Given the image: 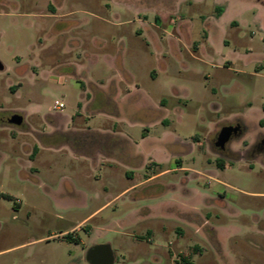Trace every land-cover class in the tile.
<instances>
[{"label": "rangeland", "instance_id": "1", "mask_svg": "<svg viewBox=\"0 0 264 264\" xmlns=\"http://www.w3.org/2000/svg\"><path fill=\"white\" fill-rule=\"evenodd\" d=\"M0 63V264H264V0H0ZM115 72L139 89L88 105Z\"/></svg>", "mask_w": 264, "mask_h": 264}, {"label": "crops", "instance_id": "2", "mask_svg": "<svg viewBox=\"0 0 264 264\" xmlns=\"http://www.w3.org/2000/svg\"><path fill=\"white\" fill-rule=\"evenodd\" d=\"M222 14V13H221ZM220 14V15H221ZM52 17V16H55V15H52L50 14L49 17ZM125 51V49H123ZM125 54V53H124ZM124 56V55H123ZM112 59L116 61H120L121 65H123L125 63V58L121 57L120 55H117L116 57H113ZM123 60V61H122ZM124 77V78H123ZM134 78H133V75H131L130 73L128 74H117L115 72V75L113 76L112 79H110L109 81H106V83L100 78V79H97L96 82H89L90 84L94 85L96 87V91H97V96L91 98L89 101H88V105H90L92 103L93 100H95L96 98H101V96H104L106 99L110 100L111 103H113V105L116 106H120V105H123V103H125V101H127L128 99V96L132 93V92H135L136 90L139 89V85L133 81ZM110 85V88L108 89L109 91H107L106 93V90H107V86ZM171 85V84H170ZM171 88H173L172 86H170ZM175 90V88H173ZM87 92V90H85ZM177 91V94H179L181 91L180 90H175ZM100 101V104H102V100H98V102ZM88 106H82L83 109L87 108ZM157 110L160 111V113L163 115V117H161L160 119H158L156 122H159V123H162L163 121L165 122H168V116H167V108L165 105H162V103H160L158 106H157ZM264 106L262 107V113L260 114V116L256 119V129L254 130L255 131V140L252 142V145L254 143H257L260 138L264 137V110H263ZM106 109H108V107H106ZM100 110H103V109H100ZM104 111V110H103ZM106 112V111H104ZM106 116H108L107 118H110L111 120H114L117 118V115L113 114V113H110V112H107ZM64 117V123L65 125L67 126L70 122V119L71 117L69 116H63ZM116 117V118H115ZM243 117V116H242ZM244 118H248L250 119V116L248 117H243ZM240 121V120H239ZM242 121V119H241ZM261 122H263L262 124H260ZM65 132H68L65 131ZM102 134H106V135H110L109 137L113 138L117 135H119L118 133L116 132H110V131H104V132H101ZM246 136L247 134H243L242 136L238 137V138H242V141L243 142L245 139H246ZM125 138V137H124ZM126 139V138H125ZM146 139V137H143L141 140L144 141ZM237 139V138H235ZM235 139H230V141L228 142V145L229 143H231L232 141H234ZM127 143H130L128 139L125 140ZM246 151V150H245ZM105 152V151H104ZM244 152H239V156L241 157L242 154ZM108 154H110V151L108 152ZM107 154V155H108ZM264 155V150L263 151H260L257 155H256V158H261L262 156ZM99 157H96V159H94L95 161L98 159ZM125 159V158H124ZM128 160V159H127ZM125 160V161H127ZM124 162V161H122ZM174 171H188L189 169L188 168H185L183 166H178L177 168L173 169ZM162 172H165V171H162ZM161 172V173H162ZM125 175L126 176H132L133 177V180H135L133 182V184L127 188H125L121 193H119L117 196H120L122 193H124L126 190H128L129 188H131L132 186H135V185H138L140 184L142 181H136V177H135V174L134 173H130L129 170H127L125 172ZM152 177V176H151ZM151 177H148V178H151ZM147 178V179H148ZM116 198V197H115ZM114 199V198H113ZM113 199H111L110 201H112ZM109 201V202H110ZM191 207V206H190ZM193 209V207H192ZM164 210V209H163ZM161 211V213H159L161 216H166V217H171V213H168V211H166V213L164 211ZM189 223V222H187ZM173 257V256H172ZM173 260V258H172ZM156 261H157V264H162V261L159 259V258H156Z\"/></svg>", "mask_w": 264, "mask_h": 264}, {"label": "water", "instance_id": "3", "mask_svg": "<svg viewBox=\"0 0 264 264\" xmlns=\"http://www.w3.org/2000/svg\"><path fill=\"white\" fill-rule=\"evenodd\" d=\"M3 66L0 63V70ZM7 123L14 126H20L22 124V117L18 114L11 116L7 119ZM237 127L224 126L220 129L216 136L214 146L216 149L222 150L226 144L237 132ZM86 261L89 264H113L114 256L113 251L109 245H97L90 248L86 254Z\"/></svg>", "mask_w": 264, "mask_h": 264}, {"label": "flooded vegetation", "instance_id": "4", "mask_svg": "<svg viewBox=\"0 0 264 264\" xmlns=\"http://www.w3.org/2000/svg\"><path fill=\"white\" fill-rule=\"evenodd\" d=\"M225 126H232V127H237L238 128L236 134L235 135H232V138L231 139L238 138V137L242 136L246 132L244 130V125L241 124L240 122H235V123L228 124V125H225ZM215 140H216V138H215ZM227 146H228V143L226 144V146H225L224 149H222V150H219L218 149V151L221 152V153H226L227 154L228 151H229L228 148H227ZM251 148L253 150H256V151L257 150L263 151L264 150V137L260 138V140L257 143H254L253 145H251L249 149H251Z\"/></svg>", "mask_w": 264, "mask_h": 264}, {"label": "clouds", "instance_id": "5", "mask_svg": "<svg viewBox=\"0 0 264 264\" xmlns=\"http://www.w3.org/2000/svg\"><path fill=\"white\" fill-rule=\"evenodd\" d=\"M240 141H238V142H232L231 144H230V147H231V149L233 150V151H239V149H240Z\"/></svg>", "mask_w": 264, "mask_h": 264}, {"label": "built area", "instance_id": "6", "mask_svg": "<svg viewBox=\"0 0 264 264\" xmlns=\"http://www.w3.org/2000/svg\"><path fill=\"white\" fill-rule=\"evenodd\" d=\"M63 108H64V105H63L62 103H60V102H55V104H54V109H55L56 111L61 112V111L63 110Z\"/></svg>", "mask_w": 264, "mask_h": 264}, {"label": "trees", "instance_id": "7", "mask_svg": "<svg viewBox=\"0 0 264 264\" xmlns=\"http://www.w3.org/2000/svg\"><path fill=\"white\" fill-rule=\"evenodd\" d=\"M263 110H264V108H263ZM263 122H261L260 124H262ZM217 164L219 165V167H222L223 165H222V162H217Z\"/></svg>", "mask_w": 264, "mask_h": 264}]
</instances>
